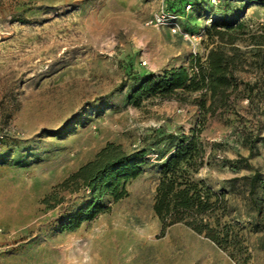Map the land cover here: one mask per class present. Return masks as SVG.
<instances>
[{
  "label": "rangeland",
  "instance_id": "374dc122",
  "mask_svg": "<svg viewBox=\"0 0 264 264\" xmlns=\"http://www.w3.org/2000/svg\"><path fill=\"white\" fill-rule=\"evenodd\" d=\"M165 3L0 0V264H264V191L256 214L242 180L264 176V7L195 0L174 33ZM217 19L229 20L233 43L206 34ZM212 49L237 63L224 100L181 90L127 101L143 75L195 72L193 60ZM191 129L204 149L194 178L226 200L225 214L210 218L226 223V246L183 223L161 231L152 210L167 136ZM108 144L144 150L143 171L125 197H104L105 211L69 229L91 194L81 181L62 183Z\"/></svg>",
  "mask_w": 264,
  "mask_h": 264
},
{
  "label": "trees",
  "instance_id": "16d2710c",
  "mask_svg": "<svg viewBox=\"0 0 264 264\" xmlns=\"http://www.w3.org/2000/svg\"><path fill=\"white\" fill-rule=\"evenodd\" d=\"M254 1L264 7V0ZM165 2L167 11L178 16L183 13L186 6L194 4L195 0ZM231 28L229 20L217 19L206 29V34L214 35L221 40L226 35V43H233L236 36L228 32ZM258 37L261 41H257L259 43L256 44L264 45V35ZM261 57L259 67L264 70V54ZM234 60V55L212 49L208 52L205 62L193 60L195 72L192 70L191 73L186 67L179 66L165 70L161 75H143L132 88L127 101L137 105L138 101L145 97L170 99L176 97L177 92L181 90H205L204 92H208L211 97L220 96V99L224 100L228 91L236 89L233 70L237 63ZM246 88L251 92L248 85ZM200 107L204 108V105ZM167 138L171 150L157 165L159 178L152 204V210L161 222V231L166 226L183 223L216 245L226 246L231 241L226 223H221L219 218L210 220L212 215L220 217L225 214L226 200L222 193L212 191L202 180L194 178L204 163V149L198 139V132L191 129L189 135L169 134ZM145 162V152L142 149L125 154L119 146L108 144L91 161L71 174L62 186H66L68 182L81 181L83 187L90 191L91 201L73 216L68 228L75 229L81 222L105 211V207L100 204L104 197H110L113 202L125 197L127 194L125 183L142 173ZM242 180L247 188L250 207L259 214L260 204L254 194L257 188L264 191V176L254 172L250 176L242 177Z\"/></svg>",
  "mask_w": 264,
  "mask_h": 264
},
{
  "label": "built area",
  "instance_id": "2783aa9c",
  "mask_svg": "<svg viewBox=\"0 0 264 264\" xmlns=\"http://www.w3.org/2000/svg\"><path fill=\"white\" fill-rule=\"evenodd\" d=\"M176 19V17L174 16V17H172V22H171V31L172 32H176V30L178 31L179 30V26H178V24L174 21ZM163 20H164V17L163 16H158V17H156L155 18V22L156 23H162L163 22Z\"/></svg>",
  "mask_w": 264,
  "mask_h": 264
}]
</instances>
